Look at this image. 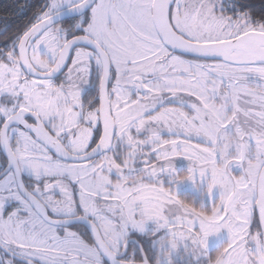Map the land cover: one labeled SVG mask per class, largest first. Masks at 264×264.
<instances>
[{
	"label": "snow or ice",
	"instance_id": "obj_1",
	"mask_svg": "<svg viewBox=\"0 0 264 264\" xmlns=\"http://www.w3.org/2000/svg\"><path fill=\"white\" fill-rule=\"evenodd\" d=\"M15 11L0 264H264V0Z\"/></svg>",
	"mask_w": 264,
	"mask_h": 264
},
{
	"label": "trees",
	"instance_id": "obj_2",
	"mask_svg": "<svg viewBox=\"0 0 264 264\" xmlns=\"http://www.w3.org/2000/svg\"><path fill=\"white\" fill-rule=\"evenodd\" d=\"M23 3L24 0H0V25L4 19H9L15 27L20 22L19 13L15 9Z\"/></svg>",
	"mask_w": 264,
	"mask_h": 264
}]
</instances>
